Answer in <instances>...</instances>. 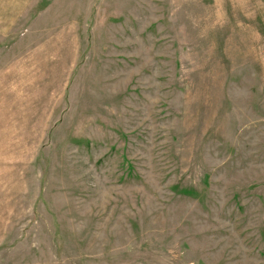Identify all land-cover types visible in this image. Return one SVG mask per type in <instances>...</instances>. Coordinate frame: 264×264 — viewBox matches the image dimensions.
Instances as JSON below:
<instances>
[{
    "label": "rangeland",
    "instance_id": "obj_1",
    "mask_svg": "<svg viewBox=\"0 0 264 264\" xmlns=\"http://www.w3.org/2000/svg\"><path fill=\"white\" fill-rule=\"evenodd\" d=\"M0 264H264V0H0Z\"/></svg>",
    "mask_w": 264,
    "mask_h": 264
}]
</instances>
